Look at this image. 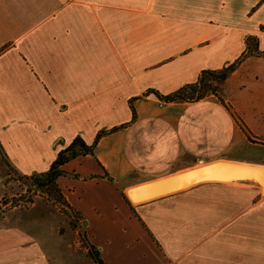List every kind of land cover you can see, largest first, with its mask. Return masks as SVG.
Masks as SVG:
<instances>
[{
	"label": "crops",
	"instance_id": "crops-1",
	"mask_svg": "<svg viewBox=\"0 0 264 264\" xmlns=\"http://www.w3.org/2000/svg\"><path fill=\"white\" fill-rule=\"evenodd\" d=\"M250 37L260 55L239 64L221 99L161 106L154 92L170 96L235 63ZM262 53L264 0H0V167L46 173L76 138L92 146L109 132L58 180L103 264H264L258 184L124 197L196 162L264 166L246 157L250 140L264 143ZM52 207L34 203L38 213L0 228V249L22 256L0 264H95L60 247L74 231L61 232Z\"/></svg>",
	"mask_w": 264,
	"mask_h": 264
},
{
	"label": "rangeland",
	"instance_id": "rangeland-1",
	"mask_svg": "<svg viewBox=\"0 0 264 264\" xmlns=\"http://www.w3.org/2000/svg\"><path fill=\"white\" fill-rule=\"evenodd\" d=\"M252 44V42H248V53H250L251 50L254 48ZM163 102L167 103L165 100L161 99V103ZM250 143L252 144V147L254 149L252 152H249L246 157L255 160H264V143H259L255 140H250ZM206 158L216 159L217 156L211 155ZM199 164L198 162H196V164L194 165ZM21 176L22 175L13 172L11 168L9 169L0 167V228H5L10 222L13 221V219H15L18 214L23 213L24 216L26 214L38 213V211L29 212L34 203L41 202L56 206V208L52 207V210H54V212H57V214H60L59 217H61V223L59 227L61 229V232L64 233L65 230L70 231L69 228L74 231V237H72V240L65 239V245L63 243V246L60 247L66 249L68 247V250L74 251V254L78 258L80 257V259L82 260H85L86 258H84V255L82 256V254L84 253H82L81 249H85L84 251H87V255L92 258L95 264H97L95 259L91 255L92 253H95L98 254L100 257V254L96 251L95 247L89 244L88 238L85 234V226L83 225V220L79 217V215L74 213L70 208H66L63 205L56 203L46 193L39 190L34 179L25 180L21 179ZM248 184L255 183L248 182ZM23 256L27 257V254H23ZM30 258L34 260L38 259L37 253L31 252ZM21 259L22 256L20 251L6 252L0 249V261H18Z\"/></svg>",
	"mask_w": 264,
	"mask_h": 264
},
{
	"label": "trees",
	"instance_id": "trees-1",
	"mask_svg": "<svg viewBox=\"0 0 264 264\" xmlns=\"http://www.w3.org/2000/svg\"><path fill=\"white\" fill-rule=\"evenodd\" d=\"M248 42L253 43L252 44L254 46L253 50H251L250 53H247L241 59L229 65L228 67L217 71H212V70L203 71L200 74V77L196 83L188 85L170 96L162 97L155 92L153 94H155L159 99L165 100L166 102L169 103L197 102L211 94L221 99L224 83L233 74V72L236 70L239 64L248 56V54L251 53L257 55L259 54L257 52V40L253 37H250L247 40V45ZM108 133L109 132H101L97 137V141L104 135H107ZM97 141L95 142L94 145L88 146L81 138H76L72 145H70L68 148H66L65 150L61 151L58 154L57 159L54 161L49 171H47L46 173L35 174L32 176H21V179H25V180L34 179L37 188L39 190L46 193L56 203L61 204L66 208H69V205L66 202L58 186L59 178L68 175L62 169V167L67 163H69L72 159L76 158L77 156L92 155ZM124 197L127 200V202H129L128 198L126 196ZM91 256H93L97 264H103L98 254L92 253Z\"/></svg>",
	"mask_w": 264,
	"mask_h": 264
},
{
	"label": "water",
	"instance_id": "water-1",
	"mask_svg": "<svg viewBox=\"0 0 264 264\" xmlns=\"http://www.w3.org/2000/svg\"><path fill=\"white\" fill-rule=\"evenodd\" d=\"M207 182H252L264 185V166L217 160L157 178L129 188L126 197L134 204L177 193Z\"/></svg>",
	"mask_w": 264,
	"mask_h": 264
},
{
	"label": "built area",
	"instance_id": "built-area-1",
	"mask_svg": "<svg viewBox=\"0 0 264 264\" xmlns=\"http://www.w3.org/2000/svg\"><path fill=\"white\" fill-rule=\"evenodd\" d=\"M163 104H165V102L161 103V106H163Z\"/></svg>",
	"mask_w": 264,
	"mask_h": 264
},
{
	"label": "bare ground",
	"instance_id": "bare-ground-1",
	"mask_svg": "<svg viewBox=\"0 0 264 264\" xmlns=\"http://www.w3.org/2000/svg\"><path fill=\"white\" fill-rule=\"evenodd\" d=\"M262 187H264V185Z\"/></svg>",
	"mask_w": 264,
	"mask_h": 264
}]
</instances>
